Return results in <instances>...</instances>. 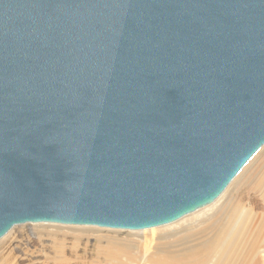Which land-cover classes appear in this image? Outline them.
<instances>
[{
    "label": "water",
    "instance_id": "1",
    "mask_svg": "<svg viewBox=\"0 0 264 264\" xmlns=\"http://www.w3.org/2000/svg\"><path fill=\"white\" fill-rule=\"evenodd\" d=\"M264 144V0H0V238L143 230Z\"/></svg>",
    "mask_w": 264,
    "mask_h": 264
},
{
    "label": "rangeland",
    "instance_id": "2",
    "mask_svg": "<svg viewBox=\"0 0 264 264\" xmlns=\"http://www.w3.org/2000/svg\"><path fill=\"white\" fill-rule=\"evenodd\" d=\"M235 177L212 207L169 225H15L0 240V264H264V146ZM168 228L190 237L160 239Z\"/></svg>",
    "mask_w": 264,
    "mask_h": 264
},
{
    "label": "bare ground",
    "instance_id": "3",
    "mask_svg": "<svg viewBox=\"0 0 264 264\" xmlns=\"http://www.w3.org/2000/svg\"><path fill=\"white\" fill-rule=\"evenodd\" d=\"M262 146H264V144H263ZM262 146H261V147H262ZM261 147H260V148H261ZM260 148H259V149H260ZM259 149H258V150H259ZM258 150H257V151H258ZM239 173H240V172H239ZM235 178H236V177H235ZM232 181H234V180H232ZM232 181H231V182H232ZM231 182H230L229 184H231ZM228 186H229V185H228ZM228 186H227V187H228ZM227 187H226V188L224 189V191H223V192H222V193H221V194L215 199V201H217V200L221 197L222 194L225 195L224 192L227 190ZM224 195H223V196H224ZM215 201H213L212 203H214ZM212 203H210V204H208V205H206V206H209V205H211ZM214 204H215V203H214ZM204 207H205V206H204ZM204 207H202V208H204ZM211 207H212V205H211ZM211 207H210V208H211ZM206 208H207V207H206ZM208 208H209V207H208ZM200 209H201V208H200ZM201 210H202V209H201ZM197 211H199V209L196 210V211H194V212H196L197 214L200 213V212H197ZM203 211H204V210H203ZM203 211H201V212H203ZM192 213H193V212H192ZM196 213H195V214H196ZM203 213H204V212H203ZM190 214H191V213H190ZM187 215H189V214H187ZM193 215H194V214H193ZM201 215H202V214H201ZM185 216H186V215H185ZM185 216H183V217H185ZM196 216H197V215H196ZM189 217H192V216L190 215ZM180 219H184V221H186L188 218L185 219V218H182V217H181ZM178 220H179V219H178ZM178 220H177V221H178ZM184 221H183V222H184ZM175 222H176V221H175ZM178 222H179V221H178ZM172 223H173V222H172ZM170 224H171V223H170ZM174 224H175V223H174ZM177 224H178V223H177ZM166 225H169V224H166ZM185 225H186V224H185ZM181 227H182V225H181ZM181 227H180V228H181ZM183 228H185V227H183ZM11 229H12V228H11ZM11 229H10L9 231H11ZM79 230H80V231H87V230L89 231V230H92V229H91V228H88V229H87V228H83V229H79ZM183 230H184V229H183ZM132 231H133V230H132ZM173 232H174V233H173ZM8 233H10V232H7L5 235H7ZM161 234H164V236H160V239H167V237H173V236H179V235H180V237L178 238V241H182V242H183L184 240L186 241V239H188V238L190 237V236L188 235L187 231H186V232H184V231H178L177 229H174V228H173V229H170V228L165 229V232H164V233H161ZM5 235H4V236H5ZM167 235H169V236H167ZM1 239H2V238H0V240H1ZM151 241H152V240H151ZM167 241H169V240H167ZM167 241H166V242H167ZM175 242H176V241H175ZM183 243H184V242H183ZM156 245H157V244H156ZM182 245H183V244H182ZM188 249H189V248H188Z\"/></svg>",
    "mask_w": 264,
    "mask_h": 264
}]
</instances>
